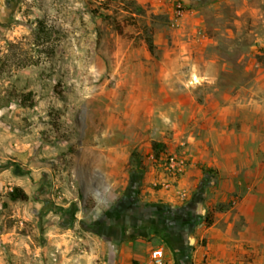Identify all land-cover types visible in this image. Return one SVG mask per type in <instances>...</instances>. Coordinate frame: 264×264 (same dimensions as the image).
Segmentation results:
<instances>
[{"label": "rangeland", "instance_id": "1", "mask_svg": "<svg viewBox=\"0 0 264 264\" xmlns=\"http://www.w3.org/2000/svg\"><path fill=\"white\" fill-rule=\"evenodd\" d=\"M182 1L0 0V264H61L124 202L148 257L174 264L161 211L223 208L182 233L191 264H264V0Z\"/></svg>", "mask_w": 264, "mask_h": 264}, {"label": "crops", "instance_id": "2", "mask_svg": "<svg viewBox=\"0 0 264 264\" xmlns=\"http://www.w3.org/2000/svg\"><path fill=\"white\" fill-rule=\"evenodd\" d=\"M216 105L213 106V109L211 108L210 113L217 112L216 110L219 111L221 108L223 111L225 108L222 105ZM210 107H205L207 112ZM253 109L256 114L251 120L252 124L244 123V126L259 128L264 120H262L261 114L258 115L259 110L255 107ZM208 231L212 234L211 230ZM149 237L114 236L111 233H99V236H71L69 239L66 236H61V240L58 241H61V244L62 241H66V252H63L61 264H133L134 261L137 264H148L149 257L145 246Z\"/></svg>", "mask_w": 264, "mask_h": 264}, {"label": "flooded vegetation", "instance_id": "3", "mask_svg": "<svg viewBox=\"0 0 264 264\" xmlns=\"http://www.w3.org/2000/svg\"><path fill=\"white\" fill-rule=\"evenodd\" d=\"M128 202L120 203L112 206L105 214L95 222L93 228L99 233H111L114 236H126L130 234L127 216ZM161 214V213H160ZM175 214V213H174ZM169 213L168 217H162L163 225H167L170 229L169 238L167 239L168 247L175 254L174 264H191L190 262V250L188 246L183 242L182 233L193 225L194 218L191 212L186 216L179 212V214ZM144 223L140 224V228H146Z\"/></svg>", "mask_w": 264, "mask_h": 264}, {"label": "trees", "instance_id": "4", "mask_svg": "<svg viewBox=\"0 0 264 264\" xmlns=\"http://www.w3.org/2000/svg\"><path fill=\"white\" fill-rule=\"evenodd\" d=\"M147 44L149 47V50L151 52L154 51L155 49V44H154V40L151 36H149L147 38ZM165 145L161 142L158 141H154L153 142V149L156 151V155L159 156V152L164 150ZM169 158V157H168ZM168 158L166 160V162L168 161ZM130 160L131 162H133L135 164V169L133 170V177L135 178V175L137 174H142L143 170H144V163L141 159V156L136 152L133 151L130 155ZM202 173L205 176H208L211 174V170L206 167V166H202L201 168ZM11 197L13 199H22V200H26L28 198V194L22 190L19 187H16L13 189L12 193H11ZM223 211V208H219L218 210L216 208H211L210 211H208L205 215H199L194 219V224H201V223H205L207 226L212 225V223L214 222V214L216 212H221ZM162 217H168L169 216V212H164L161 211L160 212ZM133 264H137L136 261L133 262Z\"/></svg>", "mask_w": 264, "mask_h": 264}, {"label": "built area", "instance_id": "5", "mask_svg": "<svg viewBox=\"0 0 264 264\" xmlns=\"http://www.w3.org/2000/svg\"><path fill=\"white\" fill-rule=\"evenodd\" d=\"M173 2H174L173 3L174 11L172 13V20H173V24H176L186 14L187 6L185 2H183L182 0H173ZM202 33H203L202 30H199V34ZM259 54L264 58V44L261 47ZM150 157L154 158V155L151 154ZM167 164H168V170L170 172L176 173V171L182 170L180 163L177 162L176 156L174 155L168 158ZM148 264H168L164 246L155 247L150 251Z\"/></svg>", "mask_w": 264, "mask_h": 264}]
</instances>
